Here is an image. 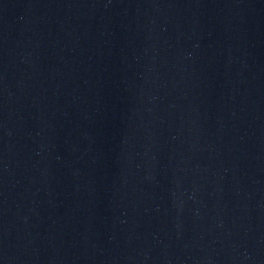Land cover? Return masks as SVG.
<instances>
[{"label":"water","instance_id":"95a60500","mask_svg":"<svg viewBox=\"0 0 264 264\" xmlns=\"http://www.w3.org/2000/svg\"><path fill=\"white\" fill-rule=\"evenodd\" d=\"M0 264H264V0H0Z\"/></svg>","mask_w":264,"mask_h":264}]
</instances>
